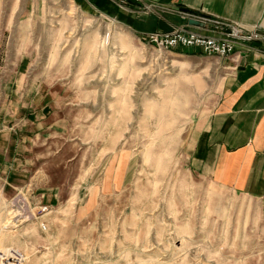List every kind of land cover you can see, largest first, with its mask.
<instances>
[{
	"label": "rangeland",
	"instance_id": "rangeland-1",
	"mask_svg": "<svg viewBox=\"0 0 264 264\" xmlns=\"http://www.w3.org/2000/svg\"><path fill=\"white\" fill-rule=\"evenodd\" d=\"M15 2L0 92H43L55 122L9 167L19 175L0 190V250L22 264H264V201L186 158L191 115L221 65L159 53L74 0ZM12 119L0 124L27 127ZM42 193L55 200L44 213Z\"/></svg>",
	"mask_w": 264,
	"mask_h": 264
},
{
	"label": "crops",
	"instance_id": "crops-1",
	"mask_svg": "<svg viewBox=\"0 0 264 264\" xmlns=\"http://www.w3.org/2000/svg\"><path fill=\"white\" fill-rule=\"evenodd\" d=\"M74 1L87 13L124 26L143 45L144 37L150 33L184 26L186 21L179 12L219 19L237 26L247 36L258 35L257 39L244 40L234 54L225 59L199 55L192 50L170 54L213 58L226 71L217 90L206 95L191 115L185 145L190 170L223 188L264 201V0H127L125 8L114 0ZM16 3L0 0V53L13 51L3 38L17 16L11 11ZM2 4L10 6L5 13H1ZM147 6L152 9H146ZM7 91L0 92L3 104L0 118L4 117V121L13 118L8 120L10 122L19 119L28 124L27 127L0 124L2 192L6 187L17 189L13 184L19 173L9 167L17 160L15 155H20L18 151L27 143L28 135H42L55 122L49 105L40 103L45 100L43 92L36 90L29 96ZM35 202L39 207L51 208L55 200L42 193ZM39 218L44 221L45 214Z\"/></svg>",
	"mask_w": 264,
	"mask_h": 264
},
{
	"label": "built area",
	"instance_id": "built-area-1",
	"mask_svg": "<svg viewBox=\"0 0 264 264\" xmlns=\"http://www.w3.org/2000/svg\"><path fill=\"white\" fill-rule=\"evenodd\" d=\"M119 7L125 8L127 0H114ZM146 9H152L147 6ZM186 21L184 26L171 29L168 32H153L146 35L143 42L153 50L162 52H177L192 50L196 54L225 59L234 54L244 40L257 39L258 35L247 36L237 26L229 25L219 19H209L179 12ZM195 22V24H190ZM41 213L49 210L48 206L40 207ZM42 230L46 229L43 222L39 223ZM22 255L12 248L0 250V264H22Z\"/></svg>",
	"mask_w": 264,
	"mask_h": 264
},
{
	"label": "water",
	"instance_id": "water-1",
	"mask_svg": "<svg viewBox=\"0 0 264 264\" xmlns=\"http://www.w3.org/2000/svg\"><path fill=\"white\" fill-rule=\"evenodd\" d=\"M190 24H195V22H191V21H190Z\"/></svg>",
	"mask_w": 264,
	"mask_h": 264
}]
</instances>
